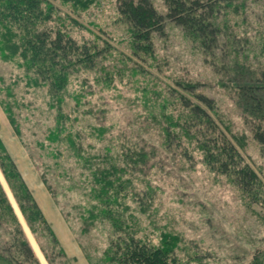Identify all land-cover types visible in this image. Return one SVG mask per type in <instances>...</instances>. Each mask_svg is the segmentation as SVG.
I'll return each instance as SVG.
<instances>
[{"label":"rangeland","instance_id":"obj_1","mask_svg":"<svg viewBox=\"0 0 264 264\" xmlns=\"http://www.w3.org/2000/svg\"><path fill=\"white\" fill-rule=\"evenodd\" d=\"M151 1L166 12L162 0ZM43 2L48 19L40 29L60 25L103 50L92 66L67 70L61 86L51 61H36L49 67L43 78L21 54L0 52V171L25 223L0 180V255L25 264L16 251L23 237L38 264H120L111 252L128 231L150 245L175 239L184 264H256L264 253V153L250 128L257 117L231 79L264 70V0H232L219 13L214 58L169 20L163 35H152L151 53L134 54L117 0ZM231 32L240 46L236 37L237 47L229 43ZM180 80L197 85L179 90ZM196 93L212 99V125L255 171L257 196L213 168L191 124L183 128L185 100L207 109ZM7 155L38 215L20 207ZM111 163L122 179L113 218L101 214L109 206L100 189Z\"/></svg>","mask_w":264,"mask_h":264},{"label":"trees","instance_id":"obj_2","mask_svg":"<svg viewBox=\"0 0 264 264\" xmlns=\"http://www.w3.org/2000/svg\"><path fill=\"white\" fill-rule=\"evenodd\" d=\"M43 1L0 0V52L2 54L1 56H4L3 54L7 51L6 53L9 57H13L15 54H21L25 60V68L35 69L40 75L49 74L47 72L49 67L36 64V61H51L56 72V75L53 74L55 80H57L55 82H58L61 86L67 70L81 63L86 66H92L99 52L103 49H99L90 40L79 42L67 33L65 29L58 28L60 25L56 26L53 30L54 32L48 31L44 26L45 24H43V29H40L39 25L48 19V9L43 6ZM162 1L166 7L165 13L158 11L151 0H117L119 17L125 23L130 33L134 54L145 55L151 53L150 51H152L153 45L152 35H163L165 24L169 20L180 26L193 41L198 43L207 55L214 58L216 55L215 50L222 47L220 43L222 29L217 18L219 13L232 0ZM227 37L229 40L232 39V42L229 43L237 47L236 42L233 41L236 36L231 32ZM236 38L240 46L241 39ZM44 45L47 46L46 50L42 48ZM221 57H224V52ZM29 59H31V62H29ZM251 71L253 72H243V76L235 73L231 80L237 84L236 88L239 97L243 98V108L246 109L247 114L257 117L258 121L254 120V123L250 124V128L252 136L260 144L261 150L264 153V70ZM176 85L179 90L185 89L193 92L197 84L180 80L176 82ZM56 88L58 89L60 87L57 86ZM195 96L207 109H204L203 106L198 104L189 105L188 101L185 100V110L187 112H183L184 115H181V121L186 116L189 119H185V123L182 122L183 128L188 130L191 124L193 133H196V135L193 134L194 139L196 140L197 138L199 141L206 161L210 162L213 168H217L223 173L231 174L244 191L249 193L250 196H257L259 189L256 184L257 176L255 171L249 165L241 163V158L237 155L232 142L225 139L221 132H218L216 127L212 125V119L208 114V109L212 108V99L201 93H196ZM193 121H195L194 124ZM6 157L10 160L8 155ZM109 165L111 168L104 170V176L101 177L103 182L100 187L104 194L101 201H103L105 206H109V209L104 207L101 214L113 218L112 216L118 217V213L116 209L113 210L110 208V205L113 206L114 202L116 203L118 200V191L121 190V176L117 174L115 164L111 163ZM0 166L3 167V161H0ZM110 169H112V175L107 174L110 172ZM9 170L10 176L15 177L19 183V185L13 186V192L20 207L25 209L26 206L29 210L33 209L31 211L35 215H38L40 211L36 207L28 188L23 183L19 171L12 160L9 161ZM0 180L22 224H25L1 171ZM0 200L4 203L6 202L5 194L1 187ZM4 206L7 208L8 205L6 206L4 204ZM9 211L11 212L10 207ZM24 226L26 227V225ZM117 230H122V228L117 227ZM124 235V238L117 244L115 243V246H113L114 250L111 252L117 263L184 264L173 253L175 249L174 244H176L175 239H169V242H166L164 236L163 243L156 246L143 242L140 238L134 237V235L131 236L128 231H125ZM177 237V235L174 236L176 240ZM31 247L35 250L32 245ZM16 251L25 259V264H38L33 252L23 237L19 239ZM10 262L12 263V259L9 256L7 257L4 254L0 255V264H10ZM22 263L23 261L18 262V264ZM185 264H188V262ZM256 264H264V253L262 256L257 257Z\"/></svg>","mask_w":264,"mask_h":264}]
</instances>
